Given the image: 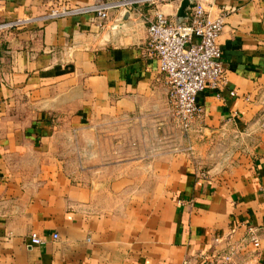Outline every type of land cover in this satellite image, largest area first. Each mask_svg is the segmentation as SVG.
<instances>
[{"label": "crops", "instance_id": "0c3cea01", "mask_svg": "<svg viewBox=\"0 0 264 264\" xmlns=\"http://www.w3.org/2000/svg\"><path fill=\"white\" fill-rule=\"evenodd\" d=\"M90 3L0 0V23L34 20L0 32V264H195L231 247L264 264V0L204 4L225 13V73L197 97L192 154L171 150L153 6L39 21ZM192 6L159 10L188 23Z\"/></svg>", "mask_w": 264, "mask_h": 264}, {"label": "built area", "instance_id": "2783aa9c", "mask_svg": "<svg viewBox=\"0 0 264 264\" xmlns=\"http://www.w3.org/2000/svg\"><path fill=\"white\" fill-rule=\"evenodd\" d=\"M171 0H91L87 6H61L49 10L39 21L46 22L80 15H95L104 21L111 10L121 9L129 14L139 6H153V18H145L146 50L157 59L161 74L165 78L168 102L175 132L181 141L186 142L193 124L203 111L197 97L205 90H216L223 82L225 73L221 50L217 39L224 28L225 13L212 16L205 10L207 0H192L188 13V23L169 20L159 7ZM34 20H15L0 23V32H11L25 28ZM173 153L192 154L191 145L180 143L171 147ZM57 239V235H53ZM251 245L257 249L259 244L253 238ZM43 240L30 234V244L40 245ZM238 248L204 258L195 264H245L240 259Z\"/></svg>", "mask_w": 264, "mask_h": 264}]
</instances>
